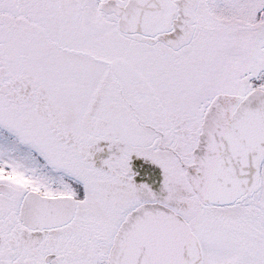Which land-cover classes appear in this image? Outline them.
<instances>
[{
    "label": "snow or ice",
    "instance_id": "6c2138e0",
    "mask_svg": "<svg viewBox=\"0 0 264 264\" xmlns=\"http://www.w3.org/2000/svg\"><path fill=\"white\" fill-rule=\"evenodd\" d=\"M0 264H264V0H0Z\"/></svg>",
    "mask_w": 264,
    "mask_h": 264
}]
</instances>
